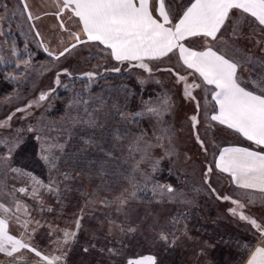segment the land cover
I'll return each instance as SVG.
<instances>
[{
	"label": "rangeland",
	"instance_id": "obj_1",
	"mask_svg": "<svg viewBox=\"0 0 264 264\" xmlns=\"http://www.w3.org/2000/svg\"><path fill=\"white\" fill-rule=\"evenodd\" d=\"M25 13L19 0H0V122H6L0 127V157L5 158L0 163V204L10 209H0V219L7 220L9 233L43 255H61L62 248L63 264H126L146 255L155 256L157 264H213V238L205 232L198 236L196 226L198 220L227 222L225 200L218 197L229 187L213 170L207 177L205 173L218 147L237 139L236 134L210 120L206 94L197 93L199 110L195 100L185 98L176 83V72L188 77L181 68L174 72L169 63H149V73L112 62L92 48L53 59L39 47ZM89 72L96 75L90 79L85 75ZM116 91L124 95V103L109 104ZM41 94L45 100L39 99ZM158 100L171 101L162 119L145 113L133 120L147 102ZM89 113L96 129L74 123ZM88 136L94 144H84ZM49 144L65 145L63 153L54 150L60 157L57 169L41 158L42 147ZM33 178L44 185L55 182L56 191L40 187L34 196ZM21 187L28 193L16 191ZM17 202L27 212L17 211ZM78 216L83 219L75 240L62 245L63 230L74 231ZM130 226L137 231L128 233ZM162 231L174 234L175 243L160 241ZM0 264L45 262L21 249L13 257L0 253Z\"/></svg>",
	"mask_w": 264,
	"mask_h": 264
},
{
	"label": "snow or ice",
	"instance_id": "obj_2",
	"mask_svg": "<svg viewBox=\"0 0 264 264\" xmlns=\"http://www.w3.org/2000/svg\"><path fill=\"white\" fill-rule=\"evenodd\" d=\"M19 2L27 13L28 19H32L26 0H19ZM61 9L69 11V18H78L80 31L71 33L76 43L65 47L55 56L56 59L70 52L78 44L94 42L109 50L113 60L121 64L127 62L132 67L151 73L152 68L146 61H158L169 56L170 53H178L182 64L192 70V74H198L203 85L211 86L205 87V91L211 93V100L214 102L212 107L215 114L210 116V120L226 126L227 129L260 149L256 151L243 147H224L215 162L216 169L228 173L233 182L241 188L258 189L264 192V72L256 76L250 74L247 78L242 75L245 64L259 63V66L264 68V62L253 61L252 57L247 55L236 59L225 51L228 48L225 33L231 38H238L241 35L240 23H238L241 18L245 22L251 18L253 22L264 28V0H187V3L181 0L178 6L175 0H62ZM61 27L63 28L64 25L61 24ZM193 38L202 44V50H196L191 46L194 42ZM45 51H48L47 48ZM49 55L53 54L49 52ZM112 71L118 72L120 69L114 68ZM85 75L91 79L96 74L89 72ZM178 82H184L185 98L196 100L192 90L200 88L201 85L187 83L185 76H178ZM56 83H60L59 77ZM39 99L45 100L46 94H41ZM199 107L197 102L198 110ZM170 108V100L165 103L159 100L149 101L145 104L143 112L133 116V120L145 113L159 120ZM17 111L22 110L17 109ZM120 115L123 117L125 114L121 112ZM11 119L12 116L7 118L9 121ZM190 119L195 128L197 117L193 115ZM74 123L82 125L86 130L96 129L99 126L90 113L87 119L75 118ZM4 126L6 122H0V127ZM197 139L199 141V137ZM199 142L201 147H204L203 141ZM94 143L92 136L84 139L85 145ZM15 147L14 144L13 148ZM64 148V144H49L47 147H42L41 158L51 169H57L60 157L54 150L63 153ZM12 150L9 149V152ZM4 161L5 158L0 157V163ZM12 171L19 170L14 168ZM211 172L212 168L209 167L205 176L207 177ZM40 187L56 191L55 182L44 185L33 178L32 194L34 196L38 194ZM157 188L161 191L166 189L168 193L174 191L171 186L157 185ZM16 191L27 194L28 188L21 187ZM131 195L134 196L135 193ZM218 199L231 200L228 196L218 197ZM124 203L126 200H121V204ZM231 203L237 207L230 208V214L242 221H247L258 233L257 243L246 247L244 264H264V225L258 223L255 218L245 215L244 212L238 211L245 207L239 200H231ZM16 208L17 211L23 209L27 212L26 206L22 203L17 202ZM0 209L5 212L10 211L2 204ZM82 219V216L75 219L74 231L63 230L62 245L75 240L82 227ZM8 227L7 220L0 219V253L13 257L14 253H19L21 249H27L45 264H63L66 253L62 248L61 255H43L24 239L10 234ZM22 227L26 228L27 223ZM124 231L121 228V232ZM136 231L134 227L127 228L128 233ZM158 235L159 240L165 244L175 243L176 237L172 233L162 231ZM170 235L173 236L171 241H169ZM107 250L109 253L118 254L117 249ZM83 251L86 253L89 248L85 247ZM126 264H157V258L153 255L139 256L128 259Z\"/></svg>",
	"mask_w": 264,
	"mask_h": 264
},
{
	"label": "crops",
	"instance_id": "obj_3",
	"mask_svg": "<svg viewBox=\"0 0 264 264\" xmlns=\"http://www.w3.org/2000/svg\"><path fill=\"white\" fill-rule=\"evenodd\" d=\"M26 2L33 17L32 19H29L31 27L35 33L39 47L45 54L56 59L55 56L63 51L65 47H70L73 43H76L72 38L71 33L80 31L78 18H69V11L61 9L62 0H26ZM183 2L187 3V0H183ZM175 3L178 6L181 3V0H175ZM25 14L27 15V13ZM238 23H240L241 35L238 38H231L225 33V38L228 41V48H226L225 51H227L228 55L234 56L236 59H240L242 56L247 55L252 57L253 61L264 62V28L253 22L251 18L246 22L241 18ZM61 24L64 25L63 28L61 27ZM37 33H39V35H37ZM81 36L83 37L82 33ZM193 41L194 42L191 46L196 50H202V44L196 38H193ZM257 41H259V43H257ZM45 48H47L48 51H45ZM82 48L101 50L104 54L109 55V50L94 42L78 44L77 47L72 48L68 53L79 51V49ZM237 49L239 50L238 52L236 51ZM49 52L53 55H49ZM68 53H65V55ZM65 55L59 59H62ZM109 58L110 61L119 63L113 60L110 55ZM146 62L169 63L168 67H171L174 72L175 67L181 68L182 74L188 75L187 83H197L201 85L200 88L192 90L193 95L196 97L195 102L200 99L197 93L203 95L206 94L205 98L209 100L211 105V115L215 114L212 107L214 102L211 100V93L205 91V87L211 86L203 85L198 74H192V70L187 69L182 64L179 60L178 53H170L169 56L161 58L158 61ZM261 72H264V68L260 67L259 63L245 64V70L242 72V75L244 78H247L250 74L256 76ZM175 75L177 76L176 83L181 86L180 90L184 95V82H178V76L183 75L177 72ZM114 96L115 97L109 98L113 100L111 103L108 102L109 104H116V102H121V104L124 103L125 97L121 92L116 91ZM109 99L107 97L105 100L109 101ZM236 136L237 139L231 140L218 147L213 158L212 170L221 176L228 184L229 188L227 192L225 191L227 194L224 195L230 197L231 200H239L241 204L245 205L244 208L238 209V211L244 212L245 215L255 218L258 223L264 225V192H260L258 189H244L239 187L233 182L228 173L221 172L215 167L219 152L224 147H243L249 148L250 150H260L256 145L247 141L242 136L238 134H236ZM218 194L219 196H222L220 192ZM231 200L225 201L224 204L226 205L223 206L224 214L228 217L229 221H225L224 224H221V222L217 220H214L212 224L210 223L211 221L208 220H198L197 222V235L201 236L200 232H205L210 239L213 238L214 258L216 257L213 264H244L246 247L254 246L258 240V233L247 223V221H242L237 216L230 214L229 209L237 207L231 203Z\"/></svg>",
	"mask_w": 264,
	"mask_h": 264
},
{
	"label": "trees",
	"instance_id": "obj_4",
	"mask_svg": "<svg viewBox=\"0 0 264 264\" xmlns=\"http://www.w3.org/2000/svg\"><path fill=\"white\" fill-rule=\"evenodd\" d=\"M122 78H126V75H124V76H122ZM128 78V77H127ZM2 80H1V75H0V85L2 84ZM2 87L0 86V89H1ZM233 132V131H232ZM234 133V132H233ZM236 134V133H235Z\"/></svg>",
	"mask_w": 264,
	"mask_h": 264
}]
</instances>
